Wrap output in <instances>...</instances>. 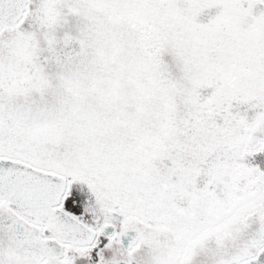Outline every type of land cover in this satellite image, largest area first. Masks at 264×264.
I'll list each match as a JSON object with an SVG mask.
<instances>
[{
	"label": "snow or ice",
	"instance_id": "1",
	"mask_svg": "<svg viewBox=\"0 0 264 264\" xmlns=\"http://www.w3.org/2000/svg\"><path fill=\"white\" fill-rule=\"evenodd\" d=\"M0 264H264V0H0Z\"/></svg>",
	"mask_w": 264,
	"mask_h": 264
}]
</instances>
